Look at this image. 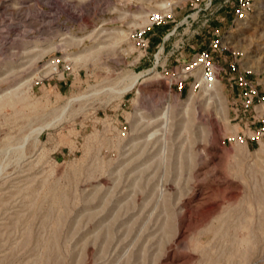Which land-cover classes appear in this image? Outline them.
Returning a JSON list of instances; mask_svg holds the SVG:
<instances>
[{
  "label": "rangeland",
  "instance_id": "rangeland-1",
  "mask_svg": "<svg viewBox=\"0 0 264 264\" xmlns=\"http://www.w3.org/2000/svg\"><path fill=\"white\" fill-rule=\"evenodd\" d=\"M166 2L140 55L132 30ZM193 5L203 0H0V264H264V136L233 117L238 70L264 93V0L234 26L229 11L199 9L205 32L178 25L153 67ZM221 34L213 89L168 85L172 43L187 59ZM54 56L72 70L35 83Z\"/></svg>",
  "mask_w": 264,
  "mask_h": 264
},
{
  "label": "built area",
  "instance_id": "built-area-1",
  "mask_svg": "<svg viewBox=\"0 0 264 264\" xmlns=\"http://www.w3.org/2000/svg\"><path fill=\"white\" fill-rule=\"evenodd\" d=\"M169 4V2H166L164 5L160 6L154 11L148 12L146 14L144 24L133 28L132 37L137 43L140 55H144L147 52L146 49L149 43V35L147 33L148 29H150V27H152L153 25L164 22L166 18L170 17L171 8ZM192 8L193 9H191L189 12L183 14L177 22H174L172 27L168 29L161 37V41L155 45L156 49L152 53L153 67L157 62L158 57L164 50V42L175 33L176 27L178 25L183 23L187 27L191 26V35L202 32L200 31L202 29L205 32V26L208 25L206 23V21L208 20L207 18H204L199 22V25L201 26L200 29H198L197 27H193V24H195L197 20V12L199 9L203 8L207 10V14H209V16L214 15L215 12L221 9L229 11V24L230 26H234L239 21L244 20L247 14L251 12L252 0H203L202 7L193 5ZM215 31L216 29L213 28L211 30V33H214ZM222 36L223 34H221L220 38L218 39L208 41V46H211L210 49L204 47L199 50H195L187 59H185L182 52L185 44L183 42H181V44L172 43V48L169 51V54L173 55V59L176 60L178 64L175 68H173L172 71L168 73V85L170 86V84L172 83L176 88L181 90L184 87L182 80L186 79L187 77H191V83L188 85V87L193 90L215 81L216 74L222 69V67L217 64L210 53L217 47L220 50L225 49V46L220 42ZM160 45L161 50L159 51L157 58H155L154 55L158 51ZM188 45L192 47L191 44ZM232 54L233 59L230 60V68H234L238 63V59H236L235 57L236 53L232 52ZM39 69L42 71V76L37 81H34L35 83H41L42 80L47 76H55L56 78L63 80L64 75L72 70V66L70 62L64 60L60 56H54L50 60L43 63ZM244 72H247V70H238L235 76L240 87L238 92V105L235 106L233 110V117H237L240 119L242 116H245V118L248 117L250 119L249 123H260V125L254 130V132H251V130H247V132H251L250 138H253L257 142L260 136H264V93L258 91L255 84L247 79ZM245 132H241L240 134L237 133L236 135H234V141L243 143L245 140L244 137L247 136Z\"/></svg>",
  "mask_w": 264,
  "mask_h": 264
},
{
  "label": "bare ground",
  "instance_id": "bare-ground-1",
  "mask_svg": "<svg viewBox=\"0 0 264 264\" xmlns=\"http://www.w3.org/2000/svg\"><path fill=\"white\" fill-rule=\"evenodd\" d=\"M161 50V46L159 47V49H158V51L156 52V54L154 55L155 56V58H157V55H158V53H159V51ZM148 72H146V73H142V72H140V73H130V74H121L120 75V77H119V82H121V83H123V89H121V90H115V88H114V86L112 87V86H107V84L108 83H106L105 84V86H107L105 89H107L104 93H108L109 95L111 94V93H123V91H128L129 89H131L132 87H134L137 83H139L140 81H142L143 79V77L145 76V74H147ZM141 79V80H140ZM214 82H216V79H215V81H213L212 83H209V84H207V85H205V87H208V89L210 88V89H213V84H214ZM118 83V82H117ZM99 92V88H97V89H93L91 92H89V93H86V94H83V95H80V96H78V97H76V98H73V99H70L68 102H67V104L64 106H62L60 109H58V110H55L54 112H53V114L51 115V116H49L47 119H45L44 121H42L41 123H39L35 128H32V130H31V133L33 134V133H35L36 134V136H37V134L42 130V129H44V128H46V127H49V126H54L55 124H57V123H60V121H62V119H63V115H64V111H66V109H68L69 108V106H70V103H71V101H73V100H76V99H84V98H86V99H90L92 96H94L96 93H98ZM101 94V93H100ZM107 94V95H108ZM102 95V94H101ZM92 99H94V98H92ZM85 100V99H84ZM83 100V101H84ZM32 126V125H31ZM31 135V134H30Z\"/></svg>",
  "mask_w": 264,
  "mask_h": 264
},
{
  "label": "crops",
  "instance_id": "crops-1",
  "mask_svg": "<svg viewBox=\"0 0 264 264\" xmlns=\"http://www.w3.org/2000/svg\"><path fill=\"white\" fill-rule=\"evenodd\" d=\"M245 118V116H242L240 119H244ZM251 145L252 144V142H246V145Z\"/></svg>",
  "mask_w": 264,
  "mask_h": 264
}]
</instances>
